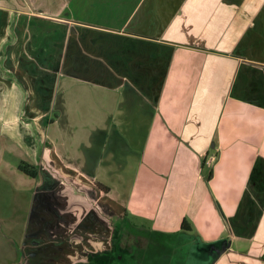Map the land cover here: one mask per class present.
<instances>
[{
    "label": "crops",
    "instance_id": "crops-1",
    "mask_svg": "<svg viewBox=\"0 0 264 264\" xmlns=\"http://www.w3.org/2000/svg\"><path fill=\"white\" fill-rule=\"evenodd\" d=\"M2 140L38 173L0 264H264V0H0Z\"/></svg>",
    "mask_w": 264,
    "mask_h": 264
},
{
    "label": "rangeland",
    "instance_id": "rangeland-1",
    "mask_svg": "<svg viewBox=\"0 0 264 264\" xmlns=\"http://www.w3.org/2000/svg\"><path fill=\"white\" fill-rule=\"evenodd\" d=\"M69 86L68 90H70L71 99L66 100L67 104L83 101L81 108L82 112L85 113L86 109H90V99L86 101V92L89 94L90 88H87L84 83H75L73 85L71 83ZM49 118L55 120L58 115H48L47 119ZM54 129H56V126ZM46 132L49 138H58L57 130L48 129ZM66 133H70L71 138ZM66 133L65 135L72 141H81L85 136V131L82 128H77L73 131L66 130ZM20 148V146L14 145L12 142L3 140L0 142V261H7L10 254H13L14 251L18 253L17 251L21 249L20 236L23 231L24 220L32 209L33 182L30 179L31 177L26 176L18 169L19 163L21 161L24 162V151ZM72 149L74 150L73 146ZM208 155H215L213 163L208 165L205 162L208 167H212L217 161V155L214 153ZM126 260L128 262L131 261L126 258L122 262L124 263Z\"/></svg>",
    "mask_w": 264,
    "mask_h": 264
},
{
    "label": "trees",
    "instance_id": "trees-1",
    "mask_svg": "<svg viewBox=\"0 0 264 264\" xmlns=\"http://www.w3.org/2000/svg\"><path fill=\"white\" fill-rule=\"evenodd\" d=\"M18 169L19 171L23 172L26 176H29L31 178H35L38 173L36 166H33L25 161L24 162L21 161L19 163ZM98 188L104 193L108 192V189L102 185L98 184ZM184 225H185V222H184ZM114 249H115V244L112 245V249L109 251L88 254L87 263L88 264H113V262L116 259L112 257L111 252H113Z\"/></svg>",
    "mask_w": 264,
    "mask_h": 264
},
{
    "label": "built area",
    "instance_id": "built-area-1",
    "mask_svg": "<svg viewBox=\"0 0 264 264\" xmlns=\"http://www.w3.org/2000/svg\"><path fill=\"white\" fill-rule=\"evenodd\" d=\"M214 161H215V155L206 154L204 163L206 162V164L210 165Z\"/></svg>",
    "mask_w": 264,
    "mask_h": 264
}]
</instances>
